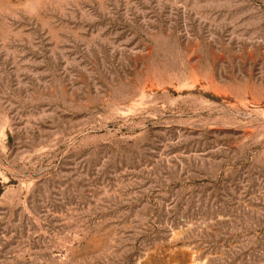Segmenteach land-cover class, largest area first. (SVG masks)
Segmentation results:
<instances>
[{
	"label": "rangeland",
	"instance_id": "obj_1",
	"mask_svg": "<svg viewBox=\"0 0 264 264\" xmlns=\"http://www.w3.org/2000/svg\"><path fill=\"white\" fill-rule=\"evenodd\" d=\"M0 264H264V0H0Z\"/></svg>",
	"mask_w": 264,
	"mask_h": 264
}]
</instances>
